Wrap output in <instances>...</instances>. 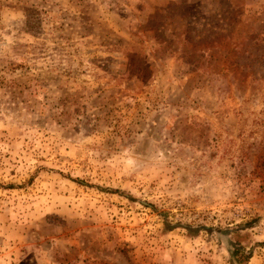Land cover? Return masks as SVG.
I'll use <instances>...</instances> for the list:
<instances>
[{
  "label": "rangeland",
  "instance_id": "rangeland-1",
  "mask_svg": "<svg viewBox=\"0 0 264 264\" xmlns=\"http://www.w3.org/2000/svg\"><path fill=\"white\" fill-rule=\"evenodd\" d=\"M0 264H264V0H0Z\"/></svg>",
  "mask_w": 264,
  "mask_h": 264
},
{
  "label": "trees",
  "instance_id": "trees-1",
  "mask_svg": "<svg viewBox=\"0 0 264 264\" xmlns=\"http://www.w3.org/2000/svg\"><path fill=\"white\" fill-rule=\"evenodd\" d=\"M76 182H78L80 184H83L80 181H76ZM243 252H244V249H242L240 247H237V249H235L234 251L230 252V254H231V257L233 258V257H236L238 255H242ZM242 256H243V260H247L249 258L248 255H242Z\"/></svg>",
  "mask_w": 264,
  "mask_h": 264
}]
</instances>
